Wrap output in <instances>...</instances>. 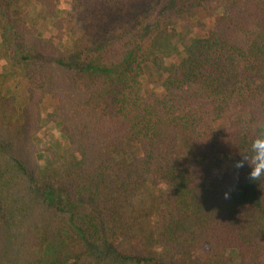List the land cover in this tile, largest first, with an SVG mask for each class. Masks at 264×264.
<instances>
[{
    "label": "trees",
    "instance_id": "16d2710c",
    "mask_svg": "<svg viewBox=\"0 0 264 264\" xmlns=\"http://www.w3.org/2000/svg\"><path fill=\"white\" fill-rule=\"evenodd\" d=\"M15 1L0 0L2 48L31 83L0 88V264H264V178L235 166L264 131V0H72L81 36L43 48L22 40ZM211 3L214 27L148 93L161 25ZM45 100L69 166L30 151ZM148 184L161 192L137 209Z\"/></svg>",
    "mask_w": 264,
    "mask_h": 264
},
{
    "label": "rangeland",
    "instance_id": "374dc122",
    "mask_svg": "<svg viewBox=\"0 0 264 264\" xmlns=\"http://www.w3.org/2000/svg\"><path fill=\"white\" fill-rule=\"evenodd\" d=\"M11 11L17 29L22 35L24 33L29 37H22V40H31L36 48H43L41 42L45 40H52L57 47L62 44L61 41L66 45H71L83 31V23L72 8V0H16ZM221 14L222 8L216 3H211L174 16L171 22L161 25L160 33L156 37H159L164 44L159 51V64L162 66L159 67L154 61L149 62V69L144 79V87L148 93L162 91V83L165 76L168 75L170 65L181 59L186 46L194 37L207 35ZM23 25L26 26L27 31L22 32ZM2 41L3 37L0 32V88H3V92L10 97L16 94L25 96L28 94L29 83H31L28 73L21 66H13L7 61ZM36 87L42 89L41 83H38ZM50 111L48 100H45L42 104V113L45 119L39 128L35 145L33 144L30 151L35 149V156L43 165L49 163L54 166L61 162L63 165L69 166L71 161L76 156L78 157V153L67 141L57 120L48 117L47 114ZM141 154V146L132 144L127 157L134 159ZM217 164L214 184H218L222 175L232 166V162L229 160H221ZM148 186V191H145L136 200L137 209L151 208L156 194L161 192L160 188L153 187L152 184H148ZM50 252H53V249Z\"/></svg>",
    "mask_w": 264,
    "mask_h": 264
},
{
    "label": "clouds",
    "instance_id": "9594fccd",
    "mask_svg": "<svg viewBox=\"0 0 264 264\" xmlns=\"http://www.w3.org/2000/svg\"><path fill=\"white\" fill-rule=\"evenodd\" d=\"M240 154L241 159L236 161L235 166L243 168L247 165L250 168L249 180L260 182L264 178V131L258 132L247 149Z\"/></svg>",
    "mask_w": 264,
    "mask_h": 264
}]
</instances>
